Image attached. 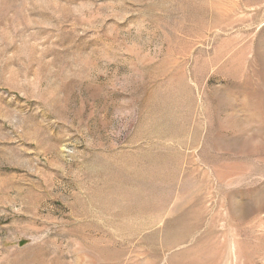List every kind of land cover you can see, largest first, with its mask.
Wrapping results in <instances>:
<instances>
[{"label":"rangeland","instance_id":"rangeland-1","mask_svg":"<svg viewBox=\"0 0 264 264\" xmlns=\"http://www.w3.org/2000/svg\"><path fill=\"white\" fill-rule=\"evenodd\" d=\"M0 264H264V0H0Z\"/></svg>","mask_w":264,"mask_h":264}]
</instances>
